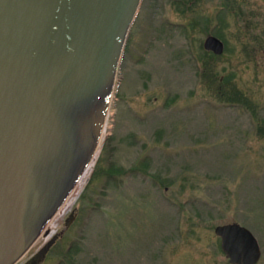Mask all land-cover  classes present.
Segmentation results:
<instances>
[{"label":"rangeland","instance_id":"1","mask_svg":"<svg viewBox=\"0 0 264 264\" xmlns=\"http://www.w3.org/2000/svg\"><path fill=\"white\" fill-rule=\"evenodd\" d=\"M108 110L71 204L16 264H230L214 227L234 221L264 244V0H141Z\"/></svg>","mask_w":264,"mask_h":264},{"label":"water","instance_id":"2","mask_svg":"<svg viewBox=\"0 0 264 264\" xmlns=\"http://www.w3.org/2000/svg\"><path fill=\"white\" fill-rule=\"evenodd\" d=\"M140 2L0 0V264L17 263L92 167ZM214 233L230 264L258 262L247 227Z\"/></svg>","mask_w":264,"mask_h":264},{"label":"trees","instance_id":"3","mask_svg":"<svg viewBox=\"0 0 264 264\" xmlns=\"http://www.w3.org/2000/svg\"><path fill=\"white\" fill-rule=\"evenodd\" d=\"M232 12L236 13V14H239V12L234 9ZM207 22V21H206ZM207 26V25H206ZM219 37L222 38V35L220 34H217ZM224 40V39H223ZM252 52V50H250ZM211 52V51H210ZM249 52V51H248ZM211 55H213V53H211ZM232 76L228 77L227 79H231ZM230 93H227V100L230 101V102H241L242 101V98L244 97L243 93L236 87V86H231V89L229 91ZM224 95V94H223ZM225 96V95H224ZM244 99V98H243ZM243 103V102H242ZM246 104V103H245ZM99 163V159L97 161V164L95 165L94 169H93V173H92V177H95V175L97 174H100L101 172V169H100V166L98 165ZM92 177H91V180H92Z\"/></svg>","mask_w":264,"mask_h":264},{"label":"bare ground","instance_id":"4","mask_svg":"<svg viewBox=\"0 0 264 264\" xmlns=\"http://www.w3.org/2000/svg\"><path fill=\"white\" fill-rule=\"evenodd\" d=\"M90 169H91V167L90 168H88L87 170H86V172L84 173V175L82 176V178L80 179V181L78 182V184L76 185V187L78 186V185H80L82 182H83V180L87 177V175H88V173L90 172ZM75 189V188H74ZM74 191V190H73ZM72 191V192H73ZM70 197H71V194L69 195V197L66 199V201L64 202V204L62 205V207H61V209L64 207V206H68L69 204H71V202H72V200L73 199H71L70 200ZM60 209V210H61ZM60 210L55 214V216L60 212ZM67 210V209H66ZM54 216V217H55ZM54 217H53V219H54ZM54 224V223H53Z\"/></svg>","mask_w":264,"mask_h":264},{"label":"flooded vegetation","instance_id":"5","mask_svg":"<svg viewBox=\"0 0 264 264\" xmlns=\"http://www.w3.org/2000/svg\"><path fill=\"white\" fill-rule=\"evenodd\" d=\"M224 48H225V45H224ZM71 217H72V215H71ZM235 222V221H234ZM239 223V222H238ZM239 224H241V225H243V226H245V227H247L252 233H253V231L248 227V226H246V225H244V224H242V223H239ZM254 234V233H253ZM255 236V235H254ZM256 237V239H257V241H258V243H259V246H260V250H261V255H260V258H261V256L263 255V243H262V241H261V239H259V238H257V236H255ZM44 252H42L41 250L37 253V256H35L34 258H33V260L35 261L36 260V257L37 258H40L41 257V255L43 254ZM260 258H259V260H260ZM259 260H258V262H259Z\"/></svg>","mask_w":264,"mask_h":264}]
</instances>
